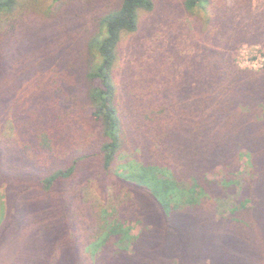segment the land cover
Returning <instances> with one entry per match:
<instances>
[{"label":"trees","instance_id":"1","mask_svg":"<svg viewBox=\"0 0 264 264\" xmlns=\"http://www.w3.org/2000/svg\"><path fill=\"white\" fill-rule=\"evenodd\" d=\"M156 7L0 0V264H264V69L224 60L134 113L116 67ZM85 117L94 137L75 141ZM121 159L135 199L97 230L71 185L88 160L108 175Z\"/></svg>","mask_w":264,"mask_h":264},{"label":"rangeland","instance_id":"2","mask_svg":"<svg viewBox=\"0 0 264 264\" xmlns=\"http://www.w3.org/2000/svg\"><path fill=\"white\" fill-rule=\"evenodd\" d=\"M32 7L34 17L43 16L39 6ZM120 51L117 80L125 106H132L134 113L141 106L168 101V92L180 84L205 81L224 60L260 71L264 69V0H213L194 14L183 9L181 0H157L155 11L142 12L139 31L124 37ZM81 125L74 140L91 141L90 117ZM123 163L125 159L118 161L113 173L106 175L99 160H88L71 185L94 215L97 230L108 215L117 217V211L135 199L114 174L122 172ZM9 203L8 186L2 181L0 209L9 208ZM127 224L140 232V226Z\"/></svg>","mask_w":264,"mask_h":264}]
</instances>
